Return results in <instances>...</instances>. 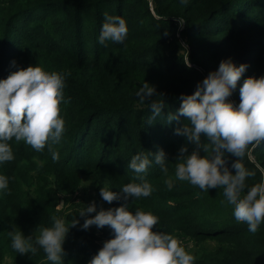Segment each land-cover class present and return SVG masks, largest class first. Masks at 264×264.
I'll return each instance as SVG.
<instances>
[{"label":"trees","instance_id":"obj_1","mask_svg":"<svg viewBox=\"0 0 264 264\" xmlns=\"http://www.w3.org/2000/svg\"><path fill=\"white\" fill-rule=\"evenodd\" d=\"M106 13L126 21L123 42L100 43ZM228 59L247 65L229 97L238 106L244 80L264 76V0H0V79L15 71L17 62L45 65L48 72L54 71L51 61L66 65L69 103L61 107L70 109L61 113L60 141L50 142L58 160L48 145L37 152L23 141H9L14 159L0 163V175L8 178V189L0 190V264L6 257L12 264H53L35 245L36 232L53 225L54 195L74 192L83 175L98 176L117 192V207L159 217L154 231L215 240V250L196 264H264V222L252 233L235 219L222 188L203 191L175 178L180 149L186 145L189 155L196 145L176 134L186 118L168 117ZM145 81L155 93L141 103L136 93ZM152 100L164 103L154 119ZM201 142H207L203 135ZM160 150L167 157V176L155 162ZM138 153L151 161L146 173L128 167ZM200 154L205 155L202 149ZM236 159L226 153L233 174ZM242 163L256 173L246 180L245 192L264 183V142L250 146ZM168 177L174 180L171 190ZM144 180L152 194L125 200L121 188ZM12 231L32 236L36 254L16 253ZM96 243L72 237L63 243V264H89L103 247Z\"/></svg>","mask_w":264,"mask_h":264},{"label":"clouds","instance_id":"obj_2","mask_svg":"<svg viewBox=\"0 0 264 264\" xmlns=\"http://www.w3.org/2000/svg\"><path fill=\"white\" fill-rule=\"evenodd\" d=\"M183 23L180 20V24ZM127 31L123 18L106 13L99 41L123 42ZM246 68V64L236 66L231 59L221 61L216 71L210 72L198 83L193 94L182 98L178 114L169 115L168 120L185 117L186 122L175 129L176 134L196 145L189 155H185L186 145L180 149L175 178L203 191L222 188L227 203L234 206L235 219L246 223L249 231L256 233L264 222V183H257L244 191L246 180L255 177L256 173L247 169L242 160L250 146L264 142V76H249L244 80L238 106L229 100ZM64 88L65 74L48 72L38 65L19 68L10 72L7 78L0 79V163L14 159L9 144L13 139L23 141L37 152L48 145L53 160L59 159L50 142L58 143L65 131L61 104H67L69 100L64 98ZM154 93V86L145 81L136 95L143 103L151 100ZM163 107V102L152 100L150 119L161 115ZM202 135L207 138L206 143L201 142ZM201 149L205 155L200 154ZM226 153L237 158L232 164L234 174L227 166ZM166 161L163 150L155 154L156 164L167 176ZM150 163L148 155L138 153L132 157L128 167L141 174L147 172ZM165 184L171 190L174 186L172 177H168ZM7 189L8 178L0 175V190ZM121 191L127 200L128 197H149L154 189L144 180L127 183ZM100 194L108 203L120 199L117 192L107 188L101 187ZM95 211L93 203L82 209L79 215ZM52 219L51 227L39 229L35 245L43 249L47 260L63 264V243L70 227L79 221L74 219L66 224L62 218ZM158 223L159 217L151 212L137 210L133 214L125 205L100 210L95 216L85 219L82 227L108 226L115 235L104 242L89 264H194L196 257L185 249L182 241L171 234L153 230ZM8 235L16 253L36 254L37 247L32 236L25 237L21 231H12Z\"/></svg>","mask_w":264,"mask_h":264},{"label":"rangeland","instance_id":"obj_3","mask_svg":"<svg viewBox=\"0 0 264 264\" xmlns=\"http://www.w3.org/2000/svg\"><path fill=\"white\" fill-rule=\"evenodd\" d=\"M26 67H28V64L25 62L16 63V70ZM50 67L54 71L63 74H65L67 71L65 70L66 65H64L63 67L59 63L56 64L52 61L50 62ZM43 69L45 70L48 68L44 65ZM64 107L68 112L70 111V109H68L66 106L61 107V113L66 116V110ZM101 187L113 191L112 188H108V186L100 177L94 175H83L81 177L79 185L74 192L56 193L54 195L55 217L64 219L66 224H70L74 219L79 221L78 224L70 227L69 232L66 235L64 244L74 236H79L82 238L87 236L89 237V239H91L92 242H97L96 244L99 246H103L105 241L114 238L115 234L108 226L99 228L96 225H92L88 229H84L82 227L85 219L95 216L100 210L117 208V202L115 200L112 203H108L102 198L100 194ZM93 203L95 204L96 208L95 212L88 213L85 216L79 215L82 209ZM164 233L171 234L182 241L185 249L196 257L194 264H196L197 260H200L204 255L212 252L216 248V241L212 239L192 238L189 236H185L178 231H170ZM38 234L39 232H36V236ZM79 251H83V249ZM3 264H12V260L9 257H6L3 261Z\"/></svg>","mask_w":264,"mask_h":264}]
</instances>
